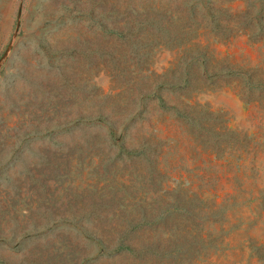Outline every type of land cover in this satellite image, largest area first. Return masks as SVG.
Segmentation results:
<instances>
[{"label":"rangeland","instance_id":"obj_1","mask_svg":"<svg viewBox=\"0 0 264 264\" xmlns=\"http://www.w3.org/2000/svg\"><path fill=\"white\" fill-rule=\"evenodd\" d=\"M2 97L4 132L102 115L126 147L81 149L100 122L32 135L0 184L22 180L30 222L58 183L50 215L107 250L68 223L23 248L65 231L80 264H264V0H0ZM39 147L66 151L65 174L26 172Z\"/></svg>","mask_w":264,"mask_h":264},{"label":"water","instance_id":"obj_2","mask_svg":"<svg viewBox=\"0 0 264 264\" xmlns=\"http://www.w3.org/2000/svg\"><path fill=\"white\" fill-rule=\"evenodd\" d=\"M66 99H71V95H67ZM0 100V106H3L5 103L4 97H2ZM107 120L110 124L114 125L112 121L109 119ZM36 125L37 124L32 121L31 123L24 124L21 129L12 132L8 130L4 132L0 129V165L3 164V162H6L5 164H7L14 155H17V158H23L22 152L24 151L25 144L20 141V135L23 131L28 130ZM78 125L86 126L88 124L79 123L73 125L68 130ZM99 134L100 139H96L95 136L86 137V144H84L81 149L85 151L88 149V145L94 147L95 144L96 148L100 152H103L107 155L117 154V151L112 147L113 140L109 130L104 129ZM85 145H87L86 148ZM28 146L32 147V144H28ZM39 149L41 150L40 147ZM46 149L53 155L44 156L47 161L42 164H39L36 161L30 162L26 168V172L28 174L38 171L44 172L46 170L63 174L66 171L67 165L58 161L61 159V155H64L66 151L63 149ZM46 149L42 148V154L46 152ZM41 166L42 168H40ZM16 170H18V168H16ZM9 173L10 170H3V167H0V177L9 175ZM21 181L22 180L20 178L14 176L10 186L0 184V235L9 236L14 242L19 240L21 235L30 229L32 224L45 223V221L51 220L52 218H61L63 216L58 211H53L51 215L48 211L49 208L56 206L55 200L58 198L57 196H53L51 194L58 183H56L57 185L50 183L46 184V193L41 198L39 203L31 209V212L33 213V219H31L30 222L24 219L21 210L24 205H26L27 198L20 189V184H22ZM61 234L64 235L65 231H48V233L45 234L46 237L44 239L42 249H36L35 247L33 248L31 245H26L24 248L21 246L19 249H17L11 245L10 247L14 248V250H18L19 252L22 250L23 252L20 260L18 261L19 263L17 262L16 264H33V262H38L41 264H80V255L78 253H74V255H68V251L66 249L69 245H71L75 251L78 252L77 249L82 245V239L79 236L69 232L70 243L64 238L57 240L58 235L61 236ZM0 259L3 260L4 264H11V262L7 259H3L1 257Z\"/></svg>","mask_w":264,"mask_h":264},{"label":"trees","instance_id":"obj_3","mask_svg":"<svg viewBox=\"0 0 264 264\" xmlns=\"http://www.w3.org/2000/svg\"><path fill=\"white\" fill-rule=\"evenodd\" d=\"M92 122H100V123H103L104 125H106L107 129L109 130V133H110V135L112 137V140L116 144H118L122 150L126 149V147L122 144L121 130L118 127H116L115 125L110 124L108 122L107 118L103 117L102 115L97 116V117H93V116H79L78 119L71 120V121H69L67 123L57 121V122H55V123H53L51 125H46L44 127H41V126L31 127L30 129L25 130V131H23L21 133L20 141L22 143H25L32 135H34V134L41 135L45 131L47 133H54L57 130L65 129V128H68L69 126H73V125H76V124H79V123H92ZM4 164L5 163L3 162V164H1L0 167H4L5 166ZM60 178L63 179L62 176H60ZM45 184H44V181L41 182V185H42L43 188L47 187ZM61 223H68V224H71V225H75L80 230H83L86 235H88L92 240L96 241L99 244V246H100V251L99 252L100 253L106 252L107 247L104 245V243L100 239L91 236V234L88 231H85L86 229H84L81 225H78L79 223L74 221L73 218L70 219V218H64V217L47 220V221H45V223H40V224L39 223H34V224H32L30 229H28L25 233H23L21 235V238L19 240H17L16 242H14L12 239H10L6 235H0V243L11 244L12 247L19 249L21 247L22 242L25 239L30 238L32 236H35L37 234H40L41 232L44 231V229L51 228V226H53V225H55V226L60 225ZM122 248L123 247L120 246V247L116 248V251H118V250H120ZM0 264H4L2 259H0ZM33 264H41V263L33 262Z\"/></svg>","mask_w":264,"mask_h":264}]
</instances>
